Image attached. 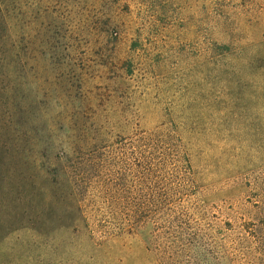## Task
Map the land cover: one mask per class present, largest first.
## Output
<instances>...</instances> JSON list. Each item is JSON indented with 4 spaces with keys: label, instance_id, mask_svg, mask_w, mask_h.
I'll use <instances>...</instances> for the list:
<instances>
[{
    "label": "rangeland",
    "instance_id": "374dc122",
    "mask_svg": "<svg viewBox=\"0 0 264 264\" xmlns=\"http://www.w3.org/2000/svg\"><path fill=\"white\" fill-rule=\"evenodd\" d=\"M0 3V264H264V0Z\"/></svg>",
    "mask_w": 264,
    "mask_h": 264
},
{
    "label": "trees",
    "instance_id": "16d2710c",
    "mask_svg": "<svg viewBox=\"0 0 264 264\" xmlns=\"http://www.w3.org/2000/svg\"><path fill=\"white\" fill-rule=\"evenodd\" d=\"M12 2V1H11ZM12 4H14V2H12ZM7 11H8V6L4 7L1 3H0V26L4 27L5 29V26L8 24V15H7ZM232 55V54H231ZM221 59H216V61H220V60H224L225 63L227 62L226 59L228 58V56H224V55H221ZM234 57H235V54H234ZM223 63V65L225 64ZM182 158H183V162H186V165H184V169L185 170V175H187V171L188 169H190V166H189V162H188V156H187V153L185 152V154H182ZM139 189L136 190H132V191H128L129 194H131V196L129 195V197L132 199V193H139ZM143 191V189H142ZM150 194V192H149ZM135 198V197H133ZM127 210H128V214L129 216L131 217V219L134 220V224L136 227H138V229H144L145 226L148 224V222H146V218L143 219L142 217L146 216L144 213L146 211H150L152 210L151 208V205L148 204V205H145L144 203H141V204H130V205H127Z\"/></svg>",
    "mask_w": 264,
    "mask_h": 264
}]
</instances>
